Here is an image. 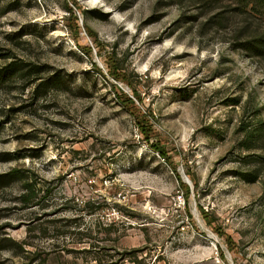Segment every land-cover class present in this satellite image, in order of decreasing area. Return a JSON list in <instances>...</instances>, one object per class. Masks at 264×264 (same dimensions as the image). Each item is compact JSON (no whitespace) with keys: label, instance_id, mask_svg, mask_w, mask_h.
Here are the masks:
<instances>
[{"label":"rangeland","instance_id":"obj_1","mask_svg":"<svg viewBox=\"0 0 264 264\" xmlns=\"http://www.w3.org/2000/svg\"><path fill=\"white\" fill-rule=\"evenodd\" d=\"M256 43L264 0H0V264H264Z\"/></svg>","mask_w":264,"mask_h":264},{"label":"trees","instance_id":"obj_2","mask_svg":"<svg viewBox=\"0 0 264 264\" xmlns=\"http://www.w3.org/2000/svg\"><path fill=\"white\" fill-rule=\"evenodd\" d=\"M70 12H72V10L71 9H68ZM249 50L251 51V52H253L254 51V53L256 54V55H258V56H260L261 55V53L264 51V44H261V43H256V44H253V45H250L249 46ZM13 66H15V65H13ZM18 70V67H12V65L11 66H9V69H7L6 71H4L5 73H7L8 71L9 72H14V71H17ZM4 72H2V74L4 73ZM36 82H34V83H31L32 85L33 84H35ZM42 85V84H41ZM39 86H40V84H39ZM39 86H37V87H39ZM139 98V97H138ZM121 102H123V103H125V104H132V108H133V110L135 111V110H137V108L134 106V103H133V101L129 98V97H127V96H125L124 98H122V100H121ZM160 154L162 155V156H165V154L162 152V151H160ZM14 174H16V172H13V173H11V175H14ZM28 190V189H27ZM29 193V192H28ZM27 197H26V202L25 203H27V204H31V201H32V199H33V196L32 197H30L31 195L30 194H27L26 195Z\"/></svg>","mask_w":264,"mask_h":264},{"label":"water","instance_id":"obj_3","mask_svg":"<svg viewBox=\"0 0 264 264\" xmlns=\"http://www.w3.org/2000/svg\"><path fill=\"white\" fill-rule=\"evenodd\" d=\"M189 182V181H188Z\"/></svg>","mask_w":264,"mask_h":264}]
</instances>
